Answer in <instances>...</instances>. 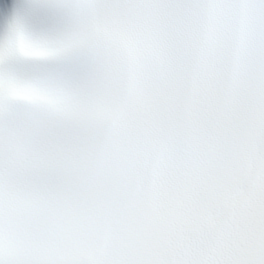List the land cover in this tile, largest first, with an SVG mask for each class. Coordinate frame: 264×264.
<instances>
[{"label":"snow or ice","instance_id":"6c2138e0","mask_svg":"<svg viewBox=\"0 0 264 264\" xmlns=\"http://www.w3.org/2000/svg\"><path fill=\"white\" fill-rule=\"evenodd\" d=\"M0 264H264V0H0Z\"/></svg>","mask_w":264,"mask_h":264}]
</instances>
